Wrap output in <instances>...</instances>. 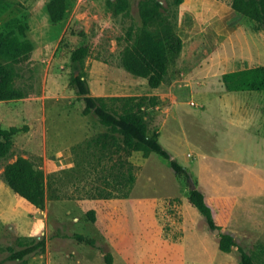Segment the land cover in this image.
Returning a JSON list of instances; mask_svg holds the SVG:
<instances>
[{
	"label": "rangeland",
	"instance_id": "obj_1",
	"mask_svg": "<svg viewBox=\"0 0 264 264\" xmlns=\"http://www.w3.org/2000/svg\"><path fill=\"white\" fill-rule=\"evenodd\" d=\"M11 1L0 25L25 15L35 48L15 64L25 98L0 100V123L18 127L11 153L0 158V209L11 215L0 217V264H26L15 251L39 240L40 252L51 242L53 264H108L110 253L114 264H243L242 249L264 264V91L229 90L222 80L225 71L264 64V26L249 20L244 34L225 41L197 38L153 88L125 68L123 54L145 27L143 6L158 9L148 28L179 29L182 0H70L59 22L49 0ZM76 24L91 44L81 63L71 59L84 39L73 33ZM72 74L114 107L148 112L150 132L192 177L158 153L127 151L94 111L84 113ZM18 156L44 170L43 208L24 198L15 204L3 171ZM191 184L236 197L219 231L190 203ZM226 233L235 241L229 252L220 247Z\"/></svg>",
	"mask_w": 264,
	"mask_h": 264
},
{
	"label": "trees",
	"instance_id": "obj_2",
	"mask_svg": "<svg viewBox=\"0 0 264 264\" xmlns=\"http://www.w3.org/2000/svg\"><path fill=\"white\" fill-rule=\"evenodd\" d=\"M70 0H49L48 11L53 22L63 20L67 14ZM233 7L240 13L242 20H252L264 26V0H232ZM14 3L11 0H0V17L11 11ZM119 6L120 3H119ZM123 7V5L121 6ZM157 8L143 6L141 9L145 27L138 34L135 42L126 48L123 54V65L135 75L147 77L153 88L159 87L169 74V68L182 48L183 38L173 27L165 25L158 30H152V17ZM30 24L25 15H15L0 25V100L24 98L26 93L15 84L18 71L17 62L31 59L35 41L29 34ZM73 33L84 39L71 51L73 62L81 63L89 55L91 44L85 38L83 27L76 24ZM222 80L229 90L263 91L264 64L238 68L223 73ZM70 83L77 89L85 102L84 113L94 111L99 120L113 132L121 135L123 147L129 151H142L145 155L158 153L170 159L172 167L187 179L192 177L190 170L176 159L159 140V132H150L149 113L141 107L127 105L122 109L112 106L110 97L90 94L87 80L81 75L72 74ZM124 99V98H122ZM155 102V99H153ZM18 127H5L0 123V158L11 153L13 136ZM116 137V136H115ZM6 182L20 196L33 205L43 208L46 202L45 173L40 164L26 156H18L7 163L3 171ZM135 176L132 174V181ZM190 203L197 207L213 227L223 228L230 218L235 202V196H208L195 184H191ZM79 239L93 242L83 234ZM235 241L230 233L223 234L220 247L223 251L232 250ZM44 241L39 240L15 251V255L27 262L30 254L40 251ZM243 264H255L251 255L242 249ZM108 264H114L113 255L107 254Z\"/></svg>",
	"mask_w": 264,
	"mask_h": 264
},
{
	"label": "crops",
	"instance_id": "obj_3",
	"mask_svg": "<svg viewBox=\"0 0 264 264\" xmlns=\"http://www.w3.org/2000/svg\"><path fill=\"white\" fill-rule=\"evenodd\" d=\"M179 12L180 28L176 30L182 36L184 42L179 54L180 57L187 52L185 51L187 46L193 44L199 37H210L215 40L225 41L237 34V32L244 34L249 23V20H242L240 18V13L233 7L232 1L229 2L227 0H182L179 6ZM224 62L229 63L227 61ZM251 66L253 65L242 68ZM212 70H216V67L212 68ZM17 196L18 198H13L15 204H21V198L23 197L19 194ZM0 217L3 220L11 218V215L5 210V206L3 209H0ZM51 247V242L47 241L46 249L43 252L36 251L30 254L26 264H53L56 257L51 255Z\"/></svg>",
	"mask_w": 264,
	"mask_h": 264
},
{
	"label": "water",
	"instance_id": "obj_4",
	"mask_svg": "<svg viewBox=\"0 0 264 264\" xmlns=\"http://www.w3.org/2000/svg\"><path fill=\"white\" fill-rule=\"evenodd\" d=\"M216 230H218V231H219V228H216Z\"/></svg>",
	"mask_w": 264,
	"mask_h": 264
}]
</instances>
